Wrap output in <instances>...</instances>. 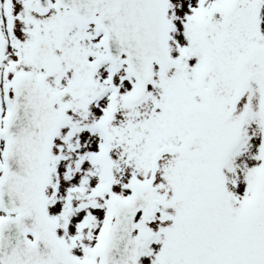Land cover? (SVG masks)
Listing matches in <instances>:
<instances>
[{
    "label": "snow or ice",
    "instance_id": "snow-or-ice-1",
    "mask_svg": "<svg viewBox=\"0 0 264 264\" xmlns=\"http://www.w3.org/2000/svg\"><path fill=\"white\" fill-rule=\"evenodd\" d=\"M0 264H264V0H0Z\"/></svg>",
    "mask_w": 264,
    "mask_h": 264
}]
</instances>
